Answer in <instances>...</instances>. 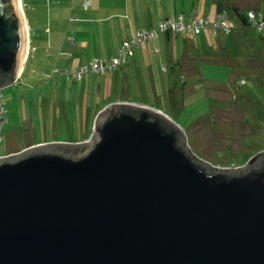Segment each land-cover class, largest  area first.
<instances>
[{
    "label": "water",
    "instance_id": "1",
    "mask_svg": "<svg viewBox=\"0 0 264 264\" xmlns=\"http://www.w3.org/2000/svg\"><path fill=\"white\" fill-rule=\"evenodd\" d=\"M26 23L0 0V89L23 69ZM253 158L214 167L159 110L114 103L88 142L0 157V264H264Z\"/></svg>",
    "mask_w": 264,
    "mask_h": 264
},
{
    "label": "rangeland",
    "instance_id": "2",
    "mask_svg": "<svg viewBox=\"0 0 264 264\" xmlns=\"http://www.w3.org/2000/svg\"><path fill=\"white\" fill-rule=\"evenodd\" d=\"M20 2L32 41L19 77L0 89L8 118L0 157L88 142L114 103L159 110L182 129L192 152L217 168L243 167L264 152V29L240 19L263 13L264 0H93L87 8L83 0ZM214 2L235 22L232 33L174 34L169 43L160 37L159 53L147 46L117 71L69 78L94 60L117 58L134 32L157 29L163 18L194 7L215 20Z\"/></svg>",
    "mask_w": 264,
    "mask_h": 264
},
{
    "label": "built area",
    "instance_id": "3",
    "mask_svg": "<svg viewBox=\"0 0 264 264\" xmlns=\"http://www.w3.org/2000/svg\"><path fill=\"white\" fill-rule=\"evenodd\" d=\"M87 8L89 4L84 3ZM248 21L251 27H260L264 29V12L257 15L253 12H249ZM236 29L235 22L229 18L227 14H218L215 16V20H212L210 15L198 16L196 11H193L189 15L181 14L176 19H165L161 21L158 29L147 31L139 30L130 41L123 43L122 48L119 51L118 57L113 58L110 61L99 59L94 60L90 65L83 66L80 70L69 76V78L77 81L82 80L85 75L91 71L103 74L108 71L117 70L119 67L126 64L125 57L132 55L134 52H140L147 48L148 44L158 38L160 34H200L203 30H210L214 35L219 31H224L226 34L232 33ZM159 49H154L153 53H159ZM3 101V95L0 94V145L4 142V136L2 134L4 126L8 122V118L5 116V104Z\"/></svg>",
    "mask_w": 264,
    "mask_h": 264
},
{
    "label": "crops",
    "instance_id": "4",
    "mask_svg": "<svg viewBox=\"0 0 264 264\" xmlns=\"http://www.w3.org/2000/svg\"><path fill=\"white\" fill-rule=\"evenodd\" d=\"M85 2H87L90 6L91 5H93V0H83V4L85 3ZM215 3V5H216V7H217V11H216V14L217 13H219L220 11H221V9H220V5H219V3H216V2H214ZM193 9H195L194 7H192V9L188 12V13H182L183 15H189V14H191L192 13V11H193ZM195 11L197 12V10L195 9ZM198 13V12H197ZM181 15V14H180ZM199 16V15H198ZM203 16H207V15H203ZM216 16V15H215ZM200 17H202V16H200ZM178 18V17H177ZM27 19V22H28V24L30 25V22L28 21V18H26ZM165 19H171V18H169V17H166V18H163V19H161L160 21H159V23H158V27H159V24L161 23V21H163V20H165ZM176 19V18H175ZM158 27H157V29H158ZM148 30V29H147ZM150 30H155V29H150ZM32 31V30H31ZM139 31V30H138ZM136 33L134 32V34L130 37V39H132L133 37H134V35H135ZM186 35V34H185ZM187 35H190V36H192V34H187ZM172 36H174V34H160L159 36H158V38H156L155 40H157V39H160V37H164V40L165 41H167L168 40V43H169V41H170V39H171V37ZM129 39V40H130ZM155 40H153L152 42H150L149 44H148V46H150V47H152V49H151V53L152 54H154L153 52H152V50H154L156 47H155ZM32 40H30L29 41V43L31 42ZM125 41H128V40H125ZM124 41V42H125ZM152 44V45H151ZM149 48V47H148ZM147 49V48H146ZM145 49V50H146ZM156 49H159V48H156ZM145 50H143V51H140L141 53L140 54H142L143 53V55H145ZM159 51H160V49H159ZM135 53H137V52H135ZM120 68V67H119ZM119 68L117 69V70H119ZM173 68V67H172ZM116 70V71H117ZM172 71V70H171ZM174 71V70H173ZM172 71V72H173ZM126 77H127V75H126Z\"/></svg>",
    "mask_w": 264,
    "mask_h": 264
},
{
    "label": "flooded vegetation",
    "instance_id": "5",
    "mask_svg": "<svg viewBox=\"0 0 264 264\" xmlns=\"http://www.w3.org/2000/svg\"><path fill=\"white\" fill-rule=\"evenodd\" d=\"M263 158H264V153L259 154L258 156H256L255 158H253L250 161V163H249L250 167L254 166L255 164H258ZM253 161H254V163H252Z\"/></svg>",
    "mask_w": 264,
    "mask_h": 264
},
{
    "label": "trees",
    "instance_id": "6",
    "mask_svg": "<svg viewBox=\"0 0 264 264\" xmlns=\"http://www.w3.org/2000/svg\"><path fill=\"white\" fill-rule=\"evenodd\" d=\"M236 13H238V12H236ZM217 14H227V15H228V13H225L224 10H221V11H220L219 13H217ZM247 18H248V17H246V16H240V19H241V20H244V21L247 20Z\"/></svg>",
    "mask_w": 264,
    "mask_h": 264
},
{
    "label": "bare ground",
    "instance_id": "7",
    "mask_svg": "<svg viewBox=\"0 0 264 264\" xmlns=\"http://www.w3.org/2000/svg\"><path fill=\"white\" fill-rule=\"evenodd\" d=\"M20 1H22V0H20ZM21 3V2H20ZM20 8H21V10H22V6H21V4H20ZM23 12V11H22ZM23 14V13H22ZM24 15V14H23ZM26 30L28 31V26H27V23H26ZM28 33H29V31H28ZM27 38H28V36H27ZM28 42H29V40H27ZM28 45H27V47L29 46V43H27Z\"/></svg>",
    "mask_w": 264,
    "mask_h": 264
}]
</instances>
